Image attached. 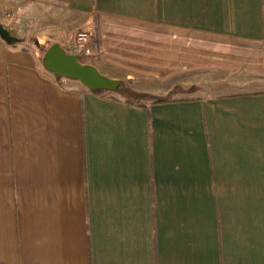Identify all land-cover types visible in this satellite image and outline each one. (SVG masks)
<instances>
[{
	"label": "crops",
	"instance_id": "obj_1",
	"mask_svg": "<svg viewBox=\"0 0 264 264\" xmlns=\"http://www.w3.org/2000/svg\"><path fill=\"white\" fill-rule=\"evenodd\" d=\"M25 1L26 30L0 21V264H264V0ZM89 21L105 88L43 64ZM193 76L239 90L121 91Z\"/></svg>",
	"mask_w": 264,
	"mask_h": 264
},
{
	"label": "rangeland",
	"instance_id": "obj_2",
	"mask_svg": "<svg viewBox=\"0 0 264 264\" xmlns=\"http://www.w3.org/2000/svg\"><path fill=\"white\" fill-rule=\"evenodd\" d=\"M31 5L25 0H0V21L6 23L7 26L12 27V31L16 29L26 30L29 26L25 20L27 16H30ZM9 13L12 17L10 22L4 19V15ZM1 24V23H0ZM87 27L93 31L92 22L85 23L79 26H73V28L68 31L69 33L77 27ZM27 32V31H25ZM29 36L26 41L29 46L34 49L42 50L47 47L49 41L44 39L40 46H37L38 39L35 38L31 33H24ZM66 38V37H65ZM68 52V51H67ZM93 54V52H92ZM90 54V55H92ZM89 56L82 58L81 63H84ZM85 64V63H84ZM87 64V63H86ZM150 81L136 78L124 77L122 81L121 91L124 94V98L132 103L146 104L153 102L162 98L175 99V98H186V97H202V96H213L217 94H223L228 92H233L239 90L237 88L231 87L222 83H215L210 76L207 77H190L187 79H182L178 82H169L164 84L150 85ZM252 87H256L255 84ZM248 87H242L240 89H247Z\"/></svg>",
	"mask_w": 264,
	"mask_h": 264
},
{
	"label": "water",
	"instance_id": "obj_3",
	"mask_svg": "<svg viewBox=\"0 0 264 264\" xmlns=\"http://www.w3.org/2000/svg\"><path fill=\"white\" fill-rule=\"evenodd\" d=\"M0 35L5 40L8 38V32L1 24ZM43 64L51 72L77 79L87 87L105 88L111 85L110 80L101 75L94 66L81 63L77 55L66 52L56 43L45 50Z\"/></svg>",
	"mask_w": 264,
	"mask_h": 264
},
{
	"label": "built area",
	"instance_id": "obj_4",
	"mask_svg": "<svg viewBox=\"0 0 264 264\" xmlns=\"http://www.w3.org/2000/svg\"><path fill=\"white\" fill-rule=\"evenodd\" d=\"M4 19L7 22L12 20L9 13L4 15ZM93 33L92 30L87 27L75 28L66 38H64L63 49L68 53L75 54L80 57L89 56L93 52Z\"/></svg>",
	"mask_w": 264,
	"mask_h": 264
},
{
	"label": "trees",
	"instance_id": "obj_5",
	"mask_svg": "<svg viewBox=\"0 0 264 264\" xmlns=\"http://www.w3.org/2000/svg\"><path fill=\"white\" fill-rule=\"evenodd\" d=\"M165 100H170V99L162 98V99H159V100H156V101H165Z\"/></svg>",
	"mask_w": 264,
	"mask_h": 264
}]
</instances>
